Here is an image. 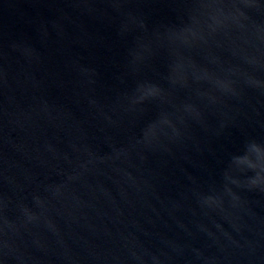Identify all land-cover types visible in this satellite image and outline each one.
<instances>
[{
  "label": "water",
  "instance_id": "obj_1",
  "mask_svg": "<svg viewBox=\"0 0 264 264\" xmlns=\"http://www.w3.org/2000/svg\"><path fill=\"white\" fill-rule=\"evenodd\" d=\"M0 264H264V0H0Z\"/></svg>",
  "mask_w": 264,
  "mask_h": 264
}]
</instances>
